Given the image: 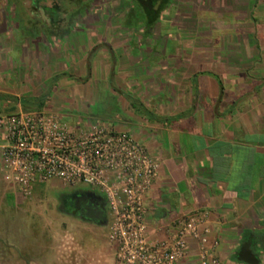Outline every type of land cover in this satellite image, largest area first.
I'll use <instances>...</instances> for the list:
<instances>
[{
	"label": "crops",
	"instance_id": "crops-1",
	"mask_svg": "<svg viewBox=\"0 0 264 264\" xmlns=\"http://www.w3.org/2000/svg\"><path fill=\"white\" fill-rule=\"evenodd\" d=\"M250 2L251 10L257 7L256 0ZM54 33L49 36L66 37ZM85 36L76 31L68 37L85 49ZM152 36L159 40L147 51L144 46L123 51L115 45L112 55L106 49L96 51L88 78L77 66L64 69V61L85 60L92 46L77 57V51L69 58L47 52L44 86L21 98L31 103L43 97L44 105L53 108L46 110L58 113L64 123L83 112L84 127L96 121L110 131L131 133L147 148L159 163L158 176L145 196L151 239L169 237L185 215L207 212L210 240L218 243L216 253L223 264H248L238 258L246 243L257 264H264V40L234 46L230 61L214 70L193 61L198 51L192 44H178L167 52L161 48V30ZM245 51L249 54L243 61ZM145 52L153 58L148 72L142 66ZM101 91L109 93L115 111L105 123L92 107ZM6 97L0 98V105L19 96ZM4 182L2 176V195L7 193ZM179 264H199L196 240L189 241Z\"/></svg>",
	"mask_w": 264,
	"mask_h": 264
},
{
	"label": "rangeland",
	"instance_id": "rangeland-1",
	"mask_svg": "<svg viewBox=\"0 0 264 264\" xmlns=\"http://www.w3.org/2000/svg\"><path fill=\"white\" fill-rule=\"evenodd\" d=\"M79 1L82 3L80 14L65 3L63 11L69 10L72 16L61 14L60 27L48 29L50 21L44 16L42 4L34 10L30 0H0V89L5 92L0 96H19L17 103L12 98L10 104H1L0 115L53 109L44 105L43 97L31 103L21 98L44 86L47 52L59 51L64 58H69L72 51H77L74 55L77 57L80 51L92 46L85 60L64 61V69L77 66L88 78V67L96 51L106 49L112 55L113 45L123 51L138 46L142 50L144 46L147 51L156 45L155 39L159 40L152 36H158L159 30L165 37H161V43L164 41L161 48L165 51L178 44H192L196 52L203 47L208 53L194 52L192 59L214 70L220 62L230 61L229 51L234 46L258 45L264 40V0H256L257 7L252 10L250 0H173L147 35L141 26L125 25L132 6L130 0H75V3ZM76 31L88 35L81 38L86 41L81 45L85 49L74 45L76 38L68 37ZM53 33L66 37H50ZM142 54V66L148 72L152 54ZM248 54L241 53L243 61ZM148 78L146 74L145 79ZM110 102L109 93L101 91L96 105L92 106L104 123L115 117ZM82 116L83 112H79L71 118L73 121L66 120V123L84 127ZM94 123L99 124L96 121L91 124ZM2 187L7 193L2 195L0 188V264H120L115 259L116 246L108 238L109 208L98 190L84 183L64 185L54 180L35 185L28 198L19 195L14 198L15 189L7 181ZM84 205L100 207L106 221L96 222L79 214L77 207Z\"/></svg>",
	"mask_w": 264,
	"mask_h": 264
},
{
	"label": "built area",
	"instance_id": "built-area-1",
	"mask_svg": "<svg viewBox=\"0 0 264 264\" xmlns=\"http://www.w3.org/2000/svg\"><path fill=\"white\" fill-rule=\"evenodd\" d=\"M0 166L23 198L35 185L54 180L98 190L109 208L108 238L120 264H179L190 240L198 243L199 264H223L218 243L210 240L207 212L183 216L165 239L149 237L145 196L159 163L131 133L97 123L69 126L44 109L0 115Z\"/></svg>",
	"mask_w": 264,
	"mask_h": 264
},
{
	"label": "flooded vegetation",
	"instance_id": "flooded-vegetation-1",
	"mask_svg": "<svg viewBox=\"0 0 264 264\" xmlns=\"http://www.w3.org/2000/svg\"><path fill=\"white\" fill-rule=\"evenodd\" d=\"M128 0H124L126 2ZM132 2V6L136 4L138 6V9L141 10V12L145 15V17L151 18V16H156V12H158V9L161 4V0H130ZM31 6L33 5H40L42 4L41 8L44 13V16L47 17V19L52 22V13L49 11L50 9L52 12L57 11L58 13L63 11L65 9V3L66 5H71L72 10L74 13H81V5L82 3L77 2L75 3V0H30ZM50 2V4H47ZM148 10V13L146 12V9L144 8L145 6ZM69 11V10H68ZM66 10V15L72 14L71 12H68ZM51 16V17H50ZM102 196V195H101ZM105 199V198H104ZM104 203H106V199L104 200ZM107 204V203H106ZM79 214H81L84 217H88L89 219H92L96 222H105L106 221V216L104 215L102 209L99 207L96 208L94 206H89V205H84L83 207H77ZM110 220V216L109 219Z\"/></svg>",
	"mask_w": 264,
	"mask_h": 264
},
{
	"label": "trees",
	"instance_id": "trees-1",
	"mask_svg": "<svg viewBox=\"0 0 264 264\" xmlns=\"http://www.w3.org/2000/svg\"><path fill=\"white\" fill-rule=\"evenodd\" d=\"M171 3L172 0H161V4L158 9V12H156L157 13L156 16H151V18L149 17L146 18L145 15L141 12V10L138 9V6L134 4V6L130 7L129 12H127V17H126L127 21L125 25L129 28L141 26L144 30V33L147 35L150 33L153 26L158 22L159 18L164 14V12L168 9ZM32 8L36 10L38 8V5H33ZM49 11L52 13L53 17L51 18L52 22H50V26L48 27V29L60 27V24L63 22L62 15L66 14V11H61L59 13L57 11L52 12L51 9ZM1 97L6 98V96H0V98ZM131 104L133 106L137 105L136 100L132 99Z\"/></svg>",
	"mask_w": 264,
	"mask_h": 264
},
{
	"label": "water",
	"instance_id": "water-1",
	"mask_svg": "<svg viewBox=\"0 0 264 264\" xmlns=\"http://www.w3.org/2000/svg\"><path fill=\"white\" fill-rule=\"evenodd\" d=\"M145 6V4H144ZM146 9V12L148 13V10L146 6L144 7ZM150 17V16H149ZM240 260L248 263V264H257L258 263V258L257 256L252 252L250 249V246L248 243L244 244L242 246L240 252H239V257Z\"/></svg>",
	"mask_w": 264,
	"mask_h": 264
}]
</instances>
